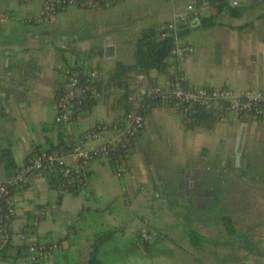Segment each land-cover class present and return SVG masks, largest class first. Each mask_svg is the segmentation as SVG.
<instances>
[{
    "label": "crops",
    "instance_id": "obj_1",
    "mask_svg": "<svg viewBox=\"0 0 264 264\" xmlns=\"http://www.w3.org/2000/svg\"><path fill=\"white\" fill-rule=\"evenodd\" d=\"M42 2L0 0V149L10 148L15 169L36 152L55 146L59 135L65 146L69 137L118 117L120 104L113 103L121 90L97 86L101 96L92 106L74 115L64 129L55 124L59 72L65 64L80 61L104 82L111 72L103 76L100 62L116 60L125 39H131L133 50L142 28L158 29L186 17L180 24L187 30L178 40L192 51L176 63L168 58L165 70L179 72L188 86H264V0H227L216 24L208 27L199 22L209 14L204 0H123L101 9L67 6L48 22L37 23ZM107 47L112 48L109 56L104 55ZM166 72L151 69L142 74L150 83L162 84ZM138 74H128L129 91ZM241 126L244 129V124L224 121L186 129L177 113L154 105L144 114L119 177L103 159L87 163L86 184L78 192L52 188L44 175L29 174L9 190L12 217L0 264H27L31 235L59 246L42 264H84L93 233L113 228L122 230L101 245V264H264V220L249 216L251 209H264L262 174L257 184L244 170L214 167V149L221 143L226 153L233 150ZM150 128L158 132L154 136L165 142L167 152L176 155L173 167L157 168L150 154H140ZM110 136L106 132L87 139L84 146L99 145ZM189 157H195L194 162ZM15 169L8 172L0 163V179ZM221 206L241 208L243 216L236 219L226 212L213 219ZM223 216L229 217L232 233L226 231ZM190 231L200 237L199 244L190 242Z\"/></svg>",
    "mask_w": 264,
    "mask_h": 264
},
{
    "label": "built area",
    "instance_id": "obj_2",
    "mask_svg": "<svg viewBox=\"0 0 264 264\" xmlns=\"http://www.w3.org/2000/svg\"><path fill=\"white\" fill-rule=\"evenodd\" d=\"M123 0H43L40 13L34 18L37 23H45L59 10L67 6L84 9H101L110 7ZM192 4L187 5L191 10ZM185 16L171 19L158 27L160 36L168 31L174 32L178 23H183ZM192 51L188 44L181 43L174 36V46L170 50L169 59L175 63ZM167 58V59H168ZM173 77L166 78L162 84L150 83L145 75L138 74L136 83L127 95L129 108L110 121H99L79 136L69 137L66 147L60 152L40 150L25 160L19 167L0 179V257L8 242V228L12 217V208L6 198L12 187L24 183L31 173H38L54 178L60 190L78 192L85 187L86 165L93 159L110 162L109 156L119 150L129 151L135 145L136 138L143 127L145 112L158 105L171 109L181 117H189L198 107L206 111L220 110L217 121H235L240 124L256 122L264 119V86L235 88L228 84L218 86L184 85V77L177 71ZM101 82L99 73L84 70L80 61L65 64L58 78V98L53 103L54 123L63 129L73 116L83 110L84 102L98 99L101 96L97 84ZM111 136L99 145L86 147L87 139L99 137L103 133ZM71 157V162L65 157ZM114 173L120 176L123 165L113 164ZM43 211L32 220L33 224ZM142 235L146 233L142 231ZM153 234V232H150ZM55 242L45 243L31 235L26 244V263L42 264L44 259L58 249Z\"/></svg>",
    "mask_w": 264,
    "mask_h": 264
},
{
    "label": "trees",
    "instance_id": "obj_3",
    "mask_svg": "<svg viewBox=\"0 0 264 264\" xmlns=\"http://www.w3.org/2000/svg\"><path fill=\"white\" fill-rule=\"evenodd\" d=\"M204 1L206 2V6L209 9V14L204 17H199V22L201 27H208L216 24V17L227 6V0ZM231 14H236V11L232 10ZM186 30V25L179 24L177 25L174 32L168 31L164 36H160V31L156 29L154 25L140 29L133 41L132 62L130 64L116 62L107 79L104 82H99L97 86L99 89L110 87L119 88L121 91L113 104L115 106H119L120 104L119 107L121 112L126 111L129 108V103L127 100V95L129 93L127 80L128 74L146 73L151 69H154L157 72H166V60L170 55V50L174 46V36L179 38L185 33ZM59 53H62L61 49H59ZM174 74L175 73L166 72L168 78L173 77ZM184 85H186L185 82ZM58 95L59 94L57 91L55 93V99L58 98ZM95 102V100L89 99L88 101L84 102L83 109L89 108ZM220 112L221 111L217 109L206 111L203 108L198 107L194 114L189 117L180 116V120L186 129H191L196 126L210 128L217 121V117ZM65 147L66 145L62 146V135H59V142L53 147H48L46 151H52L54 148H61L60 151H62ZM35 148L33 150H36ZM126 159L127 151L119 150L111 154L108 160L113 166L114 163H119L122 165ZM0 163L3 164L4 169L8 172L15 169V163L9 147L0 149ZM47 182L52 188L59 189L57 186V181L54 178L47 177ZM8 195L9 193L1 198L2 202H4ZM222 221L226 231L228 233H232L233 228L229 217L223 216ZM121 230L122 228H113L94 232L89 242L84 264H101V260L99 258V249L101 245L114 238V236ZM188 236L192 244H199L201 242L200 237L194 231H190Z\"/></svg>",
    "mask_w": 264,
    "mask_h": 264
},
{
    "label": "rangeland",
    "instance_id": "obj_4",
    "mask_svg": "<svg viewBox=\"0 0 264 264\" xmlns=\"http://www.w3.org/2000/svg\"><path fill=\"white\" fill-rule=\"evenodd\" d=\"M196 31H199V29ZM185 37L186 35L183 36L184 39ZM116 58V60L120 62H132L131 39H125L122 42L118 48V56ZM116 60H102L100 62L103 76H107L109 72H111L112 66ZM155 133L158 135L157 131L150 128L145 134L142 145L143 149L140 154L144 157L150 154L153 160L151 163L157 168L173 167L175 162L173 159L176 155L167 152L165 142L155 137ZM149 134H151V139L149 138ZM239 136L241 137V142L238 151L236 150V143L234 149L230 150L228 153L223 150L221 143L214 149V167L220 170L231 169L239 172L244 170L245 177L250 179L252 183L258 184L261 182V174L264 180V120L244 124L243 132L241 135L238 133L237 138ZM189 158H191L190 161L194 162L195 157ZM241 210V208L237 207L221 206L216 208L211 217L216 219V217H221L222 214L228 212L237 219L243 216ZM249 214V216L255 218L257 222L261 220V218L264 220V209H251V213Z\"/></svg>",
    "mask_w": 264,
    "mask_h": 264
},
{
    "label": "water",
    "instance_id": "obj_5",
    "mask_svg": "<svg viewBox=\"0 0 264 264\" xmlns=\"http://www.w3.org/2000/svg\"><path fill=\"white\" fill-rule=\"evenodd\" d=\"M228 2H230V4H234V0H228ZM111 47H107L104 49V55L105 56H109L110 52H111ZM243 132V126H241L240 128V131H239V135H241ZM240 142H241V137L239 136L237 138V141H236V150L238 151L239 150V145H240Z\"/></svg>",
    "mask_w": 264,
    "mask_h": 264
}]
</instances>
